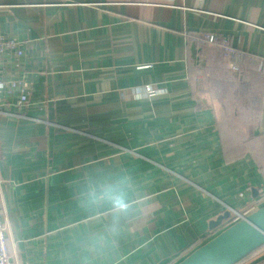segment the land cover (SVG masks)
Wrapping results in <instances>:
<instances>
[{"label":"crops","instance_id":"1","mask_svg":"<svg viewBox=\"0 0 264 264\" xmlns=\"http://www.w3.org/2000/svg\"><path fill=\"white\" fill-rule=\"evenodd\" d=\"M0 34L28 83L0 94L12 264H175L264 204V0H0Z\"/></svg>","mask_w":264,"mask_h":264},{"label":"water","instance_id":"2","mask_svg":"<svg viewBox=\"0 0 264 264\" xmlns=\"http://www.w3.org/2000/svg\"><path fill=\"white\" fill-rule=\"evenodd\" d=\"M239 219L193 249L175 264H236L264 245V204L247 212H235ZM226 217L232 215L227 212Z\"/></svg>","mask_w":264,"mask_h":264},{"label":"built area","instance_id":"3","mask_svg":"<svg viewBox=\"0 0 264 264\" xmlns=\"http://www.w3.org/2000/svg\"><path fill=\"white\" fill-rule=\"evenodd\" d=\"M207 40L213 42L216 38L213 35L206 36ZM223 48L232 54L234 52L226 42L222 43ZM11 54L15 57H19L22 54L20 46L16 41L12 39H6L0 34V60L5 54ZM235 68V67H234ZM145 92L149 95L155 94V89H153L150 85L144 86ZM16 94V107H23L27 104V95H28V83L20 78L14 79H3L0 77V94ZM254 207L250 208V211L253 210ZM249 212H242L243 214ZM239 214L236 213L235 217L231 220V222H235L239 219ZM6 225L0 218V264H12L11 255L8 252L7 244H6Z\"/></svg>","mask_w":264,"mask_h":264},{"label":"clouds","instance_id":"4","mask_svg":"<svg viewBox=\"0 0 264 264\" xmlns=\"http://www.w3.org/2000/svg\"><path fill=\"white\" fill-rule=\"evenodd\" d=\"M93 194L97 195L100 200L107 201L110 204L113 216L110 230L115 231L119 217L128 214L132 202L124 197L120 187L116 185L102 184L93 190Z\"/></svg>","mask_w":264,"mask_h":264}]
</instances>
